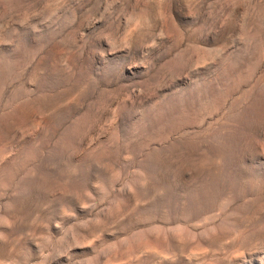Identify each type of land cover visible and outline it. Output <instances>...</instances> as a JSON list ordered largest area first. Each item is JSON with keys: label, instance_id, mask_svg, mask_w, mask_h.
I'll return each mask as SVG.
<instances>
[{"label": "rangeland", "instance_id": "obj_1", "mask_svg": "<svg viewBox=\"0 0 264 264\" xmlns=\"http://www.w3.org/2000/svg\"><path fill=\"white\" fill-rule=\"evenodd\" d=\"M0 264H264V0H0Z\"/></svg>", "mask_w": 264, "mask_h": 264}]
</instances>
